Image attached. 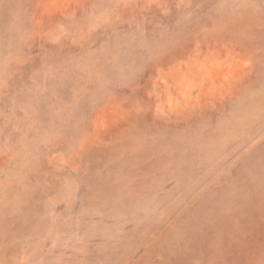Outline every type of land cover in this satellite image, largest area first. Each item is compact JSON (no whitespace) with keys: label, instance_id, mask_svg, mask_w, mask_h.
<instances>
[{"label":"rangeland","instance_id":"374dc122","mask_svg":"<svg viewBox=\"0 0 264 264\" xmlns=\"http://www.w3.org/2000/svg\"><path fill=\"white\" fill-rule=\"evenodd\" d=\"M0 264H264V0H0Z\"/></svg>","mask_w":264,"mask_h":264}]
</instances>
